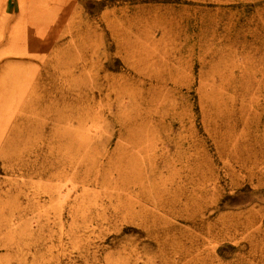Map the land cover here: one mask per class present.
<instances>
[{
	"label": "rangeland",
	"instance_id": "1",
	"mask_svg": "<svg viewBox=\"0 0 264 264\" xmlns=\"http://www.w3.org/2000/svg\"><path fill=\"white\" fill-rule=\"evenodd\" d=\"M0 264H264V0H0Z\"/></svg>",
	"mask_w": 264,
	"mask_h": 264
}]
</instances>
